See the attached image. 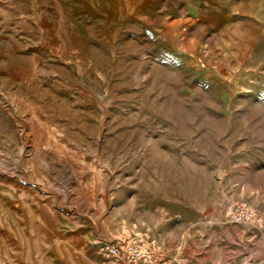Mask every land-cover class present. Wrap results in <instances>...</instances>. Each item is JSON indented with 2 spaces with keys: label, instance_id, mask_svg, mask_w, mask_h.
<instances>
[{
  "label": "rangeland",
  "instance_id": "rangeland-1",
  "mask_svg": "<svg viewBox=\"0 0 264 264\" xmlns=\"http://www.w3.org/2000/svg\"><path fill=\"white\" fill-rule=\"evenodd\" d=\"M147 229L264 264V0H0V264Z\"/></svg>",
  "mask_w": 264,
  "mask_h": 264
},
{
  "label": "built area",
  "instance_id": "built-area-1",
  "mask_svg": "<svg viewBox=\"0 0 264 264\" xmlns=\"http://www.w3.org/2000/svg\"><path fill=\"white\" fill-rule=\"evenodd\" d=\"M227 213L235 222L263 221L255 209L245 204L231 206ZM97 249L105 264H164V242L149 229L124 231L119 237L99 241Z\"/></svg>",
  "mask_w": 264,
  "mask_h": 264
}]
</instances>
